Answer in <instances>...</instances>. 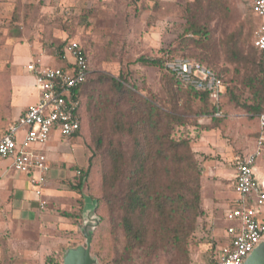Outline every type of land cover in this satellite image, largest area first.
Segmentation results:
<instances>
[{"label":"rangeland","instance_id":"1","mask_svg":"<svg viewBox=\"0 0 264 264\" xmlns=\"http://www.w3.org/2000/svg\"><path fill=\"white\" fill-rule=\"evenodd\" d=\"M252 2L0 0V91L4 94L5 81L11 74L8 48L14 41L29 40L54 51L68 40H78L89 51L93 69L92 82L85 95L83 129L77 136L86 152L87 141L95 149L92 171L83 187L84 205L81 211L80 203L78 210L59 209L61 214L73 218V221L69 228L61 231L65 242L50 249L47 260L62 262L68 247L85 242L80 230L82 212L85 201L89 206L99 205L90 192L99 195L102 174L109 166L106 153L109 134L130 151L129 136L114 135L112 132L113 116L120 108L114 103H107L106 96L112 99L115 91L109 83L99 80L101 74L116 77L122 74L127 86L138 95L151 99L169 113L176 109L183 114L186 123L175 125L172 136L190 140L202 169V212L182 251L171 241L153 234L147 245L129 254L124 248L121 210L104 206L100 210L104 221L97 230L92 255L97 258V264H212L217 249L225 241V229L229 224L225 218L226 210L232 198L238 196L232 188L235 157H247L255 150L260 130L257 116L246 112L241 105H264V57L253 43L262 19L252 11ZM198 28L202 30V35L194 34L193 30ZM200 52L210 56L212 62H204L224 74L228 87L238 99L236 102L228 95L222 121L212 120L211 114L197 115L196 111L202 105L199 98L192 97L184 88L179 89L162 68L137 61L142 56L175 58L195 56ZM196 58L201 59V56ZM100 102L98 109L97 103ZM134 103L139 104L138 100ZM130 105L131 102H124L120 107L126 109ZM96 117H99L98 120ZM1 123L0 114V135L3 130ZM98 135L102 137L100 147L97 144ZM51 137L46 143L37 144V151L46 153L52 148L51 152H64L74 160L76 139L64 136L58 130ZM256 162L259 173H263L264 156H259ZM82 168H76L77 176L73 179L62 180L63 189H73ZM258 209L260 220L264 222V206ZM7 236L0 233V240ZM0 264H5L1 258Z\"/></svg>","mask_w":264,"mask_h":264},{"label":"trees","instance_id":"2","mask_svg":"<svg viewBox=\"0 0 264 264\" xmlns=\"http://www.w3.org/2000/svg\"><path fill=\"white\" fill-rule=\"evenodd\" d=\"M193 32L197 35L203 34L199 28L194 29ZM65 43L59 45V48ZM201 47L197 45V48L202 49ZM256 49L261 51L264 57V51ZM84 50L89 57L91 71L87 81L77 89L81 101L78 112L80 128L72 137H77L82 133L85 95L92 82L91 58L86 47ZM196 56H201V59L196 58ZM181 57L195 59L222 77L221 108L223 111L229 94L233 100L238 102L232 89L228 87L224 74L204 62V60L212 62L210 56L200 52L195 56L181 55ZM172 58L142 56L137 61L144 65L162 68L166 76H169L168 78L179 89L184 88L192 97L199 98L202 105L199 107V111H196L197 115L211 114L212 120L222 121L225 113L222 117L213 115L216 107L208 92L200 94L195 88L185 84L167 67V62ZM99 80L109 83L110 88L115 91V96L112 99L110 97L107 99L108 95L106 94L107 103H114L120 108L113 116L112 132L119 136L128 135L131 139V148L130 151H127L119 139H115L109 134L106 147L109 166L102 174L98 189L99 195L97 192H90V195L99 203L98 207L96 204L94 206L95 213L100 218L93 234L91 252L94 249L97 230L104 221L103 215L100 213L104 206L112 210L115 208L121 210L124 248L129 254L135 249L147 245L150 236L153 234L160 239L171 241L178 250L182 251L187 242V237L194 229L197 217L202 212V169L195 158L190 140L186 138L176 139L172 136L174 126L183 125L186 120L183 114L176 109L173 110V113H169L152 102L151 99L138 95L127 86V80L122 74L118 77L101 74ZM136 100L139 103L137 105L134 103ZM124 102H131V105L123 109L120 106ZM100 104L101 102L97 103L98 109ZM241 106L246 109V112L256 115L258 120L259 114L264 111V105L261 103ZM98 118L96 117V120ZM101 141L102 137L98 135V147H100ZM85 145L88 152V162L85 167L79 169L78 182L73 186V189L79 190L81 193L80 211L84 205L83 187L92 171L95 154V149H92L91 143L87 141ZM214 261L215 259H213L212 264ZM47 263L59 264L61 260H47Z\"/></svg>","mask_w":264,"mask_h":264},{"label":"built area","instance_id":"3","mask_svg":"<svg viewBox=\"0 0 264 264\" xmlns=\"http://www.w3.org/2000/svg\"><path fill=\"white\" fill-rule=\"evenodd\" d=\"M252 11L261 17L254 46L264 51V0H253ZM66 60L64 66L43 64L32 60L27 68L34 74L39 100L30 105L0 137V161L11 160V167L29 177V186L44 207L43 198L51 165L44 152L37 151V144L46 143L53 132L71 137L80 128L77 89L87 81L91 68L83 44L68 40L60 49ZM167 67L185 84L200 94L209 93L216 109L214 116L222 117V77L205 64L189 58L175 57ZM260 133L255 150L247 157H235L236 176L234 190L238 194L226 211L229 221L225 229L227 240L221 244L213 264H244L247 256L264 238V222L260 220L259 207L264 206V179L255 174V164L264 153V111L259 114Z\"/></svg>","mask_w":264,"mask_h":264},{"label":"crops","instance_id":"4","mask_svg":"<svg viewBox=\"0 0 264 264\" xmlns=\"http://www.w3.org/2000/svg\"><path fill=\"white\" fill-rule=\"evenodd\" d=\"M61 48L58 46L53 51L29 40L14 41L9 46L11 74L5 81L6 93L0 91V114L3 127L1 135L30 105L39 100L35 76L27 65L32 60L39 59L43 64L52 65L50 62H53L57 66L58 64L64 66L66 60L60 56ZM259 133L260 130L258 136ZM73 139L78 142L74 144V160H71L64 152H51L52 148L45 153L49 159L51 171L42 198L47 206L43 209L39 198L34 195L29 186L28 175L15 171L11 167V160L0 161V233L8 235L0 240V258L5 264H48L47 252L65 242L61 231L72 225L73 218L61 214L59 209L78 210L80 193L75 189H63L62 180L76 177L78 172L76 168L85 167L88 162V154L80 138L73 137ZM262 155L264 156V153ZM255 174L258 179H264V172L259 173L257 162ZM235 176L234 167L233 182ZM236 198H232L229 208ZM88 206L89 203L85 201V208ZM48 208L50 210H47Z\"/></svg>","mask_w":264,"mask_h":264},{"label":"water","instance_id":"5","mask_svg":"<svg viewBox=\"0 0 264 264\" xmlns=\"http://www.w3.org/2000/svg\"><path fill=\"white\" fill-rule=\"evenodd\" d=\"M100 218L95 213V206L84 209L83 223L80 227L85 242L66 249L63 261L59 264H97L98 260L92 255V238ZM244 264H264V238L247 256Z\"/></svg>","mask_w":264,"mask_h":264}]
</instances>
